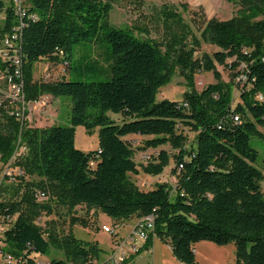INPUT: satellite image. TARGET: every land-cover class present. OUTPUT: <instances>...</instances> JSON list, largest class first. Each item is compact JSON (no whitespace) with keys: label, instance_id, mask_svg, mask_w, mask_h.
Masks as SVG:
<instances>
[{"label":"trees","instance_id":"1","mask_svg":"<svg viewBox=\"0 0 264 264\" xmlns=\"http://www.w3.org/2000/svg\"><path fill=\"white\" fill-rule=\"evenodd\" d=\"M227 1L239 4L237 14L208 20L202 32L217 49L194 58V50L177 48L178 38L163 51V44L111 25L114 0H24L21 76L15 75L14 64L1 58L0 73L22 82L26 101L43 95L66 97L71 112L69 125L34 127L12 114L8 101L0 105V161L11 159L19 138L26 148L14 165L24 174L13 181L0 174L5 254L17 264H37L36 254L55 248L64 258L50 264L93 262L100 252L96 244L77 239L71 231L60 236L52 222L44 227L38 220L56 206L72 215L83 205L115 220L153 215L154 229L138 253L158 238L181 263L198 264L196 243H233L236 264H264V174L255 165L259 155L250 143L252 136L264 140V19H259L264 0ZM0 11L5 12L2 38L20 20L14 0H0ZM94 43H100L107 66L101 67L91 55L74 58L76 47ZM45 59L68 63L61 78L35 79L34 65ZM174 65L186 75L189 89L181 100L156 102ZM218 65L229 66L230 82L223 81ZM201 72H212L216 82L198 91L193 77ZM100 74L106 79L83 80ZM242 74L247 80L241 102L234 106L233 87ZM108 112L120 114L122 123ZM78 126L87 132L99 128L95 150L76 147ZM188 131L196 133L190 148ZM131 136L142 138V151L166 145L171 151L160 149L138 165ZM171 159L177 180L173 187L163 182L143 190L130 179L140 171L161 175ZM37 190L49 193L50 200L38 201ZM78 223L86 226L87 221L72 215L70 225ZM133 258L122 264H134Z\"/></svg>","mask_w":264,"mask_h":264},{"label":"rangeland","instance_id":"2","mask_svg":"<svg viewBox=\"0 0 264 264\" xmlns=\"http://www.w3.org/2000/svg\"><path fill=\"white\" fill-rule=\"evenodd\" d=\"M240 6L237 3L229 2L227 0H114L113 8L109 16V23L115 27L130 29L136 36L143 39L154 40L159 42L163 51L166 49V44L178 38L179 45H183L188 50H194V58H202L204 54L212 55L217 49L211 43L205 41L202 37V32L208 20L215 18L219 20H227L234 17ZM170 12L174 16L169 15ZM5 12L0 11V24L3 22ZM259 19H264L260 16ZM100 44V43H99ZM97 43L85 44L76 47L74 58H79L82 54L85 56L91 55L94 59L100 62L101 67L107 66L104 60L103 49ZM228 64L232 62L229 59ZM57 64L50 59H45L36 62L34 65V76L37 80L52 81L63 76L60 67L55 68ZM172 78L160 89L156 94V102L163 100H181L184 94L188 91V79L184 75L178 65H174ZM218 69L222 74V79L225 82L232 80L233 72L228 65H218ZM104 75L97 77H84L83 80H105ZM195 88L198 91L203 90L209 84L215 83V78L212 72L196 73L193 77ZM0 94L1 99L6 100L5 97L9 94L8 88L0 79ZM242 84L233 87L234 106L241 102ZM48 96V95H47ZM37 102L29 101L25 109V122L34 127H47L53 124L69 125L71 104L69 98L62 97L55 98L51 95L41 96ZM41 100V101H40ZM9 101V100H8ZM9 103V102H7ZM10 106H12L10 104ZM16 106H12L15 109ZM108 116L117 123H122V116L113 112H108ZM263 132L264 130L261 129ZM196 133L188 131L187 146L193 147L195 145ZM134 146L137 149L134 160L138 165L147 162L149 157L157 154L160 149L171 151L169 145L162 146L158 149H149L146 152L139 149L142 146V138H134ZM251 146L258 151V160L256 167H258L264 174V140L256 136L250 139ZM75 145L78 149L88 152L95 150L99 145V128H95L92 132H87L83 126L76 128ZM16 150V149H15ZM7 162L3 164L0 161L1 175L5 169ZM175 167L174 160L171 159L169 165L165 168L161 175L154 176L141 172L138 175L130 174V179L134 181L141 189H154L158 183H167L170 186H175L176 176L172 170ZM26 176V175H25ZM36 179V178H34ZM261 189L264 193V178L261 181ZM43 192L42 190H37ZM45 200H38L40 202H47L50 199V194ZM72 215H76L87 221L86 226L83 224L70 225ZM70 214L65 207L56 206L52 214L44 213L38 220L45 227L49 222L50 226L54 228L57 233L62 236L69 231L82 241L94 243L100 248L99 256L94 257V264H102L107 261L111 254L118 249V241L115 239L119 234L123 238H127L130 234L131 226L136 221V217L127 219V224L118 226L115 219L108 216L99 209H88L86 206H78L73 214ZM2 223H0L1 225ZM106 225L115 229V236L103 230L102 226ZM49 226V225H48ZM206 242L199 248L200 254L198 259L201 264H236L235 245L229 243L226 245H218L210 241ZM127 246V245H126ZM38 262H50L54 258H64L62 251L51 248L46 254H36ZM139 263L145 264H183L173 254L171 247L157 238L154 255L150 253H143Z\"/></svg>","mask_w":264,"mask_h":264},{"label":"built area","instance_id":"3","mask_svg":"<svg viewBox=\"0 0 264 264\" xmlns=\"http://www.w3.org/2000/svg\"><path fill=\"white\" fill-rule=\"evenodd\" d=\"M14 2H15V11L16 14L19 16L20 22L13 27L12 31L9 34H6L4 37L0 38V58L3 61L9 62L10 64H14L16 66L15 75L17 77H20L21 74L18 64L21 61V56L19 50H20V43L22 38V29L24 27L23 18L26 12L24 10V0H14ZM31 18L35 20L37 19V16L33 14L31 15ZM60 53L62 52L60 51ZM262 60L264 61V57L262 58ZM58 66L60 67L63 74L66 71L68 63L64 61L62 63L57 64L55 68L58 69ZM0 79H3V81L6 82V86L8 88L9 94L5 97V99H7V101L9 100L8 102L12 106L14 107L16 106V108L11 113L14 114L18 119L24 120L26 104L29 101H26L25 99L22 82L16 81L12 76H6L5 74L2 73H0ZM246 80H247L246 76L243 74L237 78V82L242 84V88L245 87ZM48 96L46 95V97ZM256 97L259 100L263 99L262 94H257ZM1 98L2 97L0 96V105L3 101ZM37 101L39 100H35L32 102H37ZM235 120L238 121L239 118L236 116ZM24 151H26V148L24 146H21V139L19 138L15 152L13 153L11 159L7 162L5 169L2 172V179L4 177H7L11 181H13L16 179L17 176L24 174L22 169L16 168L14 166L15 163L19 160V156ZM36 197L38 200H45L48 198V196L44 192H38L36 194ZM102 228L111 235L113 236L116 235L115 229L110 228L109 226L106 225H103ZM153 229H154L153 215H149L141 218L137 223V225L134 227L132 234L128 238H126L125 241L120 242V244L118 245V249L114 251L111 254V256L108 258V260L103 262L102 264L124 263V261H126V259L128 258L129 253H133V254L138 253L142 244L145 243V241L147 240L148 234L152 232ZM4 230L5 227L3 224H1L0 225V264H17L15 259H13L10 255L5 254L2 250L3 242L1 240V237L3 235ZM128 242L131 243L129 245L128 251H126L124 247L127 245ZM149 250H151V248L148 249L147 251ZM37 264H50V262L37 261ZM88 264H94V261Z\"/></svg>","mask_w":264,"mask_h":264},{"label":"crops","instance_id":"4","mask_svg":"<svg viewBox=\"0 0 264 264\" xmlns=\"http://www.w3.org/2000/svg\"><path fill=\"white\" fill-rule=\"evenodd\" d=\"M131 138H140V136H131ZM3 164H4V163H2V166H3ZM136 218H137L136 221H135L134 224L131 226V230H130V232H129L130 234L128 235V237L132 234V231H133L134 227L137 225V223H138L139 220L141 219V218H138V217H136ZM116 223H117L118 226H123V225H126V224H127V220H117ZM116 234H118V233H116ZM122 236H123V235L119 234V236H117V238L115 239V242H116L119 238H120V241H118V242H119L118 244H120V242L125 241L126 238H123ZM128 237H127V238H128ZM156 241H157V238L154 239L153 246L151 247V250H149V251L144 250V251H141V252L136 253V254L129 253V256L134 255V258H133L132 262H133L134 264H145V263H139V260L142 258V254H143V253H148V254L150 253L151 255H154ZM138 242H139V241H138ZM130 243H131V242H128V243H127V246L124 247V249H125L126 251H128V248H129ZM202 245H211V244H208V243L206 244V242H198V243H196V245H195V252H196V256H197V260H198V264H201L200 261H199V259H198V256H199V254H200L199 248H200ZM169 246H170V245H169Z\"/></svg>","mask_w":264,"mask_h":264}]
</instances>
